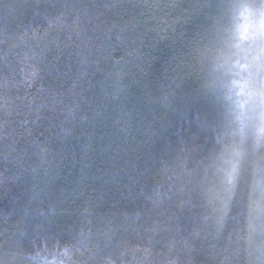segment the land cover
Returning a JSON list of instances; mask_svg holds the SVG:
<instances>
[{"label": "trees", "instance_id": "1", "mask_svg": "<svg viewBox=\"0 0 264 264\" xmlns=\"http://www.w3.org/2000/svg\"><path fill=\"white\" fill-rule=\"evenodd\" d=\"M233 3L0 0V263L264 264L250 137L223 199Z\"/></svg>", "mask_w": 264, "mask_h": 264}, {"label": "clouds", "instance_id": "2", "mask_svg": "<svg viewBox=\"0 0 264 264\" xmlns=\"http://www.w3.org/2000/svg\"><path fill=\"white\" fill-rule=\"evenodd\" d=\"M238 2L254 7L244 16H239L232 7ZM232 5L227 26L214 53L215 65L230 111L236 118L243 113L247 120V110L251 108V122L256 134L260 135L264 134L261 131L264 129V0H234ZM236 22L248 26L240 48L235 46V42L240 39L238 34H234ZM230 38L232 43H229ZM250 44L253 47H249ZM245 49L248 54L241 56V50Z\"/></svg>", "mask_w": 264, "mask_h": 264}, {"label": "snow or ice", "instance_id": "3", "mask_svg": "<svg viewBox=\"0 0 264 264\" xmlns=\"http://www.w3.org/2000/svg\"><path fill=\"white\" fill-rule=\"evenodd\" d=\"M232 7L235 11L238 12L239 16H244L246 12H249L251 8L254 7V5H250V4L243 3V2H238L232 5ZM234 21H235V17H234ZM247 30H248L247 24H241L238 22L235 23L234 34H238L240 37V39L235 42V46L237 48L241 47L242 41L246 38ZM229 43H232L231 38L229 40ZM247 111H248L247 120L244 119L243 113H241V115L238 116L237 118L241 120L243 126H245L246 124L247 128L249 129L248 136L254 139V143L252 147L254 149H260L264 147V134H260V135L256 134L255 126L251 122V118L253 115L252 109L249 108ZM261 131L262 133H264V129H262ZM229 150L231 151V156H232L231 160L228 161V163L230 164V170H227L223 177V183H225L226 185V187L224 188L225 195L223 196L225 207H227V203H228L227 194L233 190V188L236 186L238 182L240 170L242 167V162H243L245 153L247 152V145L245 143V137L241 139L240 143H234L228 146L225 149V151L221 153L220 158L223 159V156ZM221 171H223V169H221ZM261 171H264V170H261ZM262 179H264V177H262ZM249 227L252 228L253 226L250 224ZM258 251L261 253V257H264V246L260 247Z\"/></svg>", "mask_w": 264, "mask_h": 264}, {"label": "rangeland", "instance_id": "4", "mask_svg": "<svg viewBox=\"0 0 264 264\" xmlns=\"http://www.w3.org/2000/svg\"><path fill=\"white\" fill-rule=\"evenodd\" d=\"M252 46L253 45H251V44L249 45V47H252ZM240 55L241 56H245L244 54H242V52L240 53ZM228 110H229V115L231 117L230 119H231L232 127L235 128L236 131L238 130L240 132V133L237 132L236 135L237 136H240V137H243V134H244V137H247L248 138L249 137L248 136L249 129H247L246 124H245V126H243L242 125V122L238 118L234 117V115L230 111L229 107H228ZM251 140L254 142V139L253 138H251ZM258 186L260 188H262V191H264V181H260V183L258 184ZM0 264H2V263H0ZM8 264H12V263H8ZM15 264H18V263L15 262Z\"/></svg>", "mask_w": 264, "mask_h": 264}]
</instances>
